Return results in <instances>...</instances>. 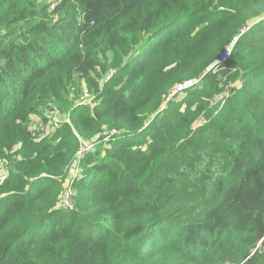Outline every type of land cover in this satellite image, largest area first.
<instances>
[{
  "label": "trees",
  "instance_id": "16d2710c",
  "mask_svg": "<svg viewBox=\"0 0 264 264\" xmlns=\"http://www.w3.org/2000/svg\"><path fill=\"white\" fill-rule=\"evenodd\" d=\"M227 263L264 264V0H0V264Z\"/></svg>",
  "mask_w": 264,
  "mask_h": 264
},
{
  "label": "built area",
  "instance_id": "2783aa9c",
  "mask_svg": "<svg viewBox=\"0 0 264 264\" xmlns=\"http://www.w3.org/2000/svg\"><path fill=\"white\" fill-rule=\"evenodd\" d=\"M233 45H231L229 48H227L224 52V55L221 59V61H223L225 58L228 57L231 48ZM115 72L114 69H111L107 75L106 78L109 79L113 73ZM190 84H186L183 85L177 89L173 90V94L177 93L180 89L182 88H187L189 87ZM92 102V95L91 93L88 91L87 87H85L84 85L82 86V94H81V100H80V104L82 103H91ZM78 103V104H79ZM51 116H54L53 118V123L51 122ZM50 123H51V131L54 130L55 128H59L64 122H68L70 123V115L68 113H64L62 112L57 106H54L53 110L50 112ZM40 129H44V127H40ZM118 134V131L116 129H112L109 134L107 135V137L105 138L106 142H109L110 140H112L116 135ZM95 145V142H83L81 143L77 153H76V157H75V165H73L74 170H72L71 174H77L78 173V168H77V163L80 161L81 157L89 150H91ZM73 189L72 188H68L66 193L63 196V200H62V205L66 208H73V201H72V196H73Z\"/></svg>",
  "mask_w": 264,
  "mask_h": 264
},
{
  "label": "rangeland",
  "instance_id": "374dc122",
  "mask_svg": "<svg viewBox=\"0 0 264 264\" xmlns=\"http://www.w3.org/2000/svg\"><path fill=\"white\" fill-rule=\"evenodd\" d=\"M54 116H51V122L53 123V118ZM38 119H39V122H38ZM41 122V119H40V117H37V116H33L32 117V125L33 126H37V125H39V123ZM42 127H44V129H42L43 131H47V130H49L50 128H51V123H48L47 125H43ZM72 170H74V167L73 166H71V171ZM228 264V263H227Z\"/></svg>",
  "mask_w": 264,
  "mask_h": 264
}]
</instances>
